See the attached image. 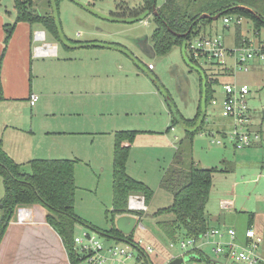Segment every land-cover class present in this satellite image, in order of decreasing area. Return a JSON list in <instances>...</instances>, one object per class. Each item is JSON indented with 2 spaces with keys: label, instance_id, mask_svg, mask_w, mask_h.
I'll return each instance as SVG.
<instances>
[{
  "label": "rangeland",
  "instance_id": "1",
  "mask_svg": "<svg viewBox=\"0 0 264 264\" xmlns=\"http://www.w3.org/2000/svg\"><path fill=\"white\" fill-rule=\"evenodd\" d=\"M0 1L8 11H14L13 0ZM140 1L59 0L57 7L55 0H33V8L38 14L52 13L59 21L57 33L46 25L37 26L44 30L46 41L56 42L57 57L35 59L40 68L41 84L55 94L48 100L40 97L37 106L41 104V108L38 107L35 118L31 113L36 112V105L32 110L27 108L14 123L27 124L24 137L18 135L29 144V151L22 155L24 160L33 157L75 158L74 211L99 230H106L111 225L115 134L120 130H135L125 171L132 178L146 183L153 194L148 205L149 216H143L140 221L143 227L138 223L132 236L154 244L161 242L168 249L169 239L163 238L156 226V222L165 216L151 217V214L173 202L172 194L160 187L161 177L175 154L179 139L184 136L181 124L170 127L172 115L179 114L185 119L196 115L201 103L200 80L205 73L217 79L219 84H247L252 118L255 123L261 121L260 128L264 131V62L252 63L247 72L237 70L235 74H229L228 71L221 72L207 58H192L190 61L181 45H174L165 54L151 53L150 37L155 27L151 16L134 22L113 21L117 12L123 11V6H136ZM162 1L156 0L157 5ZM118 3H122L120 7ZM205 4L209 8L213 6L209 1ZM208 28L213 29L211 33L222 35L227 46L233 45L235 25L224 28L221 18H217L201 31L204 33ZM240 28L244 36L252 38L247 19H243ZM261 36L264 37V28ZM149 63L153 70L148 69ZM51 80H54L56 89L50 88ZM213 89V97L219 102L223 96L221 86L214 85ZM47 101L53 106L54 114L48 110ZM205 109V131L195 134L192 157L203 167L218 169L213 173L204 208L209 224L222 231L233 228L243 239L251 218V226L262 237L259 252L264 255V137L256 145L235 149L228 138L215 131L228 121L221 117L219 106L210 100ZM49 121L54 130L69 132L43 137ZM31 124L36 133H31ZM217 139L221 143L214 142ZM22 145L26 146L25 143ZM45 148L48 151L44 152ZM35 151L38 154L30 156ZM22 168L29 172V161ZM3 188L0 185L1 198ZM223 200L232 205L222 206ZM34 210L45 213L40 206ZM167 217L172 218V215ZM73 228L74 236H81L85 230L91 231L81 222H75ZM42 234L43 242L33 246L28 263L23 259L21 263L14 257L6 264H70L55 233L46 229ZM184 235L183 232L178 235L177 241ZM97 239L105 244L120 241L100 232ZM212 241V238L204 239L201 245L208 256L200 260L202 264H217L210 259L221 262L218 264H238L219 258L213 251ZM156 248L158 251L150 257L154 264H164L168 251ZM170 251L175 258H184L179 255L182 251L178 243ZM195 261V258H184L181 264H195Z\"/></svg>",
  "mask_w": 264,
  "mask_h": 264
},
{
  "label": "trees",
  "instance_id": "2",
  "mask_svg": "<svg viewBox=\"0 0 264 264\" xmlns=\"http://www.w3.org/2000/svg\"><path fill=\"white\" fill-rule=\"evenodd\" d=\"M206 1L212 2L209 8ZM58 7L59 0H55ZM122 3H118L120 7ZM15 18L12 23H4L5 37L0 54V68L17 22L24 21L30 25H46L54 33L58 32L59 21L52 13L38 14L33 8V0H13ZM113 21L134 22L152 17L154 29L151 35V46L156 54L167 53L174 45H185L191 35L197 34L201 28L213 24L212 16L239 15L250 22L251 31L264 28V0H163L157 5L156 0H141L136 6H123ZM58 9H56L57 11ZM120 13V16H119ZM207 13L209 17L200 18ZM241 24H235L234 43L241 45L247 42L243 37ZM188 32L186 35L184 33ZM191 61L192 59L187 56ZM219 81L203 74L201 84V103L196 115L185 119L179 114L172 115L171 122L184 127V136L179 139L175 154L160 180V187L169 191L173 202L151 214V217L165 216L156 222V226L165 239H173L182 232L185 236L200 237L209 227V219L205 212L212 184V176L217 168L203 167L192 157V141L196 133L203 132L206 119V104L213 98V86ZM135 130H120L115 134L112 170L111 225L106 230H99L79 217L74 211L76 186L74 182V160L72 159H32L31 169L25 172L22 165L15 162L0 145V176L4 194L0 199V241L8 223L14 217L19 206L42 205L47 209L46 222L58 233L67 254L69 263L76 264L74 251L75 222L84 223L101 234L118 240L132 239L133 232L122 234L114 225L115 216L129 212L128 197L132 194L142 195L148 205L153 191L143 181L129 176L125 171L126 160ZM256 145V144H255ZM169 214L172 218L167 217ZM148 217V211L144 214ZM252 220L249 219L248 227ZM191 257L202 260L208 256L201 249L191 251Z\"/></svg>",
  "mask_w": 264,
  "mask_h": 264
},
{
  "label": "built area",
  "instance_id": "3",
  "mask_svg": "<svg viewBox=\"0 0 264 264\" xmlns=\"http://www.w3.org/2000/svg\"><path fill=\"white\" fill-rule=\"evenodd\" d=\"M243 19L244 17L239 15L221 18L224 28L232 24H241ZM201 30L185 41L184 49L187 51L185 53L191 59L207 58L211 64L219 67L221 72L228 71L229 74H235L237 70L247 72L251 69L252 63L264 62V37L261 36V31L254 32L252 30V38H248L242 33L243 37L247 38V42L236 45L233 39V45L227 46L222 35L216 32L211 33L212 28H208L204 33ZM34 37L39 42L33 48L34 55H48L55 52V46L45 42L44 30H35ZM152 67V64L149 63L148 68ZM216 85L221 86L223 96L219 102L213 97L211 103L219 106L221 117L228 120L223 124V128L216 133L223 138H228L235 149H242L258 143L262 137L256 125H259L260 122L255 123L251 115L252 111L248 99L249 86L230 82ZM37 100L38 94L31 92L28 99L29 104L33 106ZM214 142L221 143L219 139ZM221 205L228 207L232 203L223 200ZM127 209L129 210L127 214H133L137 217L136 227L148 211V205L142 195L132 194L128 197ZM12 220L20 224L31 222V208L28 206L17 207ZM140 225L143 227L142 224ZM98 234V231L91 229V231L85 230L81 236H74L76 264H154L150 256L158 251L156 247L161 250L166 249L161 242H157L158 245H156L142 238L124 239L114 241L113 244H105L97 239ZM105 236L112 238L108 235ZM176 237L167 242L168 255L165 257V263L176 257L170 251L176 243L182 251L180 256L193 259L189 253L194 249H201L204 239L212 238L213 251L223 261L230 260L238 264H264V255L259 252L262 237L252 226L246 228L243 239L238 237L233 228H226L225 231H222L216 227H209L198 238L184 235L181 240L177 241ZM195 264L202 263L196 259Z\"/></svg>",
  "mask_w": 264,
  "mask_h": 264
},
{
  "label": "crops",
  "instance_id": "4",
  "mask_svg": "<svg viewBox=\"0 0 264 264\" xmlns=\"http://www.w3.org/2000/svg\"><path fill=\"white\" fill-rule=\"evenodd\" d=\"M14 18V11H8V9L5 8L0 1V54L3 48V40L5 37L3 25L4 23H12L14 21ZM38 25L39 24L30 25L28 22L24 21L16 23L12 36L7 44V48L0 68V145L2 149L15 162L21 164L22 167L32 159H72L75 161V158L70 157H33L31 159H26V161L22 156L23 153L29 151V144L26 140L23 141L22 138L20 139L18 135L20 137H24L23 135L26 132L27 124L26 122H22V125H15L14 122L17 121L18 118H21L23 116V113H26L27 108H30V110H32L36 105V112L31 113V117L35 118L38 113V107L41 108V104L37 106V102L39 101L40 97L42 99L46 98L48 100L55 94L50 90H45L47 89V87L41 84V75L40 73H38L40 68L36 65L35 59H43L46 57L54 59L57 57L58 48L56 42L46 41L45 39L46 43L53 44L55 46V52L48 55H34L33 48L37 45V41L34 37V31L42 30L37 27ZM151 47L150 52L154 53ZM52 61H50V63ZM148 69L153 70L154 67ZM54 85V80H51L49 84L50 88L56 89ZM31 92H35L36 94H38V100L33 106H31L28 101L29 94ZM46 104L50 107L48 110L51 111V114H54V112L52 111L53 106L48 101ZM45 126V134H43V137L45 138L57 133L61 135L63 133L65 134L69 132L63 130L59 131L58 129L54 130V127L50 121L47 122V125ZM260 127L261 121L259 125H256V128L259 129L262 137L259 142H261L264 137V131ZM221 128H223V125ZM30 131L31 133H36L33 129L32 124L30 127ZM215 131L217 132V130ZM26 135H28V133ZM23 143H25V147H23ZM43 151L45 152L48 150L45 148ZM37 152L38 151L31 153L30 156L38 154ZM0 185L3 186L1 176ZM36 206L43 207L40 204H36L30 207L32 210L31 222L20 224L11 220L8 223L5 233L0 241V264H6L8 261L14 260V257L19 259V261L23 259V262L28 263V258L29 256H31L30 252L33 249V246H38L39 241L43 242L44 234H42V232L46 231V229H51L58 237L59 241H61L58 233L45 220V215L48 212L46 211L47 209L43 207L45 209V213L43 214H41L40 212L36 213L34 210V207ZM210 227L212 226L210 225ZM151 242L154 243L153 241ZM43 253L44 252L42 251V256ZM20 262L22 263V261ZM214 263L218 264L221 262Z\"/></svg>",
  "mask_w": 264,
  "mask_h": 264
},
{
  "label": "water",
  "instance_id": "5",
  "mask_svg": "<svg viewBox=\"0 0 264 264\" xmlns=\"http://www.w3.org/2000/svg\"><path fill=\"white\" fill-rule=\"evenodd\" d=\"M209 17V15L207 13H203L201 14L200 18H206ZM217 18H219V15H214L212 16L213 20H216ZM188 32L184 33L183 35H186ZM152 49V47H151ZM2 207V204L0 203V209ZM137 223V217L133 214H120L118 215L115 220H114V225L115 227L124 235H128L131 234L134 231V227ZM184 260V258H175L170 260L169 262H167V264H181V262ZM211 261L213 262H219L216 259H211Z\"/></svg>",
  "mask_w": 264,
  "mask_h": 264
},
{
  "label": "bare ground",
  "instance_id": "6",
  "mask_svg": "<svg viewBox=\"0 0 264 264\" xmlns=\"http://www.w3.org/2000/svg\"><path fill=\"white\" fill-rule=\"evenodd\" d=\"M169 262V261H168ZM165 264H167V263H165Z\"/></svg>",
  "mask_w": 264,
  "mask_h": 264
}]
</instances>
